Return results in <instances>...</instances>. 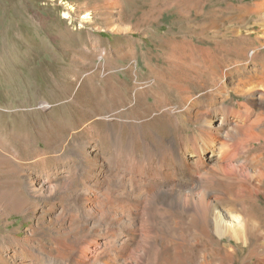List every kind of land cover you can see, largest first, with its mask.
Returning a JSON list of instances; mask_svg holds the SVG:
<instances>
[{
	"label": "bare ground",
	"instance_id": "obj_1",
	"mask_svg": "<svg viewBox=\"0 0 264 264\" xmlns=\"http://www.w3.org/2000/svg\"><path fill=\"white\" fill-rule=\"evenodd\" d=\"M138 1L127 0L125 12L139 11ZM147 5L149 20L169 9L191 19L186 32L170 29L167 37L153 40L157 50L170 55L168 68L160 69L174 78L141 85L134 62L144 48L141 42L128 45L119 60L126 69L111 79L109 120L98 129L109 143L110 161L94 149L95 161L85 157L79 166L86 182H33L35 196L27 201L43 225L60 229L64 256L74 250V240L103 243L99 257L76 258L74 264H264V0H150ZM234 11L237 16L229 19L242 26L222 32L225 24L215 17ZM200 16L202 22L195 23ZM83 20L93 22L91 14ZM199 56L206 61L204 83L184 74L185 61ZM192 85L202 93L193 95ZM125 97L133 102L132 112L152 116L154 123L178 124L181 133L159 139L147 123L140 128L124 120L118 103ZM173 101L179 106L171 107ZM192 122L200 124L199 134H189ZM24 193L20 187L18 195ZM58 211L70 214L59 227L53 215Z\"/></svg>",
	"mask_w": 264,
	"mask_h": 264
},
{
	"label": "rangeland",
	"instance_id": "obj_2",
	"mask_svg": "<svg viewBox=\"0 0 264 264\" xmlns=\"http://www.w3.org/2000/svg\"><path fill=\"white\" fill-rule=\"evenodd\" d=\"M109 1L114 5L95 0H0V264H58L61 260L74 264L76 258L95 259L105 249L101 241L80 238L71 242L75 251L64 256L59 247L60 229L43 225L40 212L27 201L35 196L30 187L45 181L58 185L62 179L68 184L86 182L79 166L85 157L87 162L95 161L94 149L106 164L110 161L109 143L98 129L105 127L113 105L111 79L126 69L119 60L127 55L128 45L141 42L144 49L136 55L140 61L134 62L143 80L140 84L171 80L175 75L160 69L170 63V55L157 50L153 40L167 37L170 29L186 32L191 22L173 9L157 13L154 20L145 18L150 0H139L140 10L134 13L125 12L127 0ZM87 14L93 22L83 20ZM237 14L215 17L225 24L222 32L242 26L229 19ZM202 20L200 16L194 22ZM185 62L184 74L198 75L204 83L208 78L204 58ZM192 88L193 95L202 93ZM125 94L130 96L127 89ZM126 97L118 103L124 120L140 128L147 123L159 139L166 135L174 139L181 133L178 124L154 123L152 116L132 112L133 102ZM179 104L173 101L170 106ZM199 129L200 124L192 122L189 134H199ZM20 187L25 188L23 195H18ZM60 212L53 214L58 227L70 216Z\"/></svg>",
	"mask_w": 264,
	"mask_h": 264
}]
</instances>
